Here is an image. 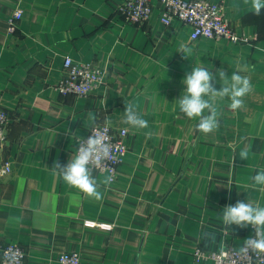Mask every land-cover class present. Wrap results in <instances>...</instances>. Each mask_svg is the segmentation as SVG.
<instances>
[{"label":"crops","instance_id":"0c3cea01","mask_svg":"<svg viewBox=\"0 0 264 264\" xmlns=\"http://www.w3.org/2000/svg\"><path fill=\"white\" fill-rule=\"evenodd\" d=\"M123 1L0 0V104L8 113L0 165H11L0 176V249L19 244L22 264H59L63 251H77L82 264H213L195 260L192 249L240 246L249 232L226 229L223 209L237 201L264 207V186H251L264 169V9L257 16L245 0H211L235 32L251 36L231 43L191 39L177 19L162 24L156 0L145 22L126 21ZM15 8L22 15L8 32ZM185 46L188 59L179 52ZM64 56L104 67L103 80L82 96L57 93ZM198 66L237 72L252 85L241 109L216 99L220 126L207 135L178 109L182 81ZM129 103L148 128L123 123ZM100 124L126 130L127 153L108 185L93 169L103 197L96 200L52 167L75 155L73 134Z\"/></svg>","mask_w":264,"mask_h":264},{"label":"built area","instance_id":"2783aa9c","mask_svg":"<svg viewBox=\"0 0 264 264\" xmlns=\"http://www.w3.org/2000/svg\"><path fill=\"white\" fill-rule=\"evenodd\" d=\"M160 8V21L167 25L173 19L188 24L191 28L190 38H225L231 43L248 42L251 36L245 33H237L229 25L223 14V8L218 1L211 0H156ZM121 12L126 21L132 23H142L149 18L152 9L150 0H124L121 5ZM22 9L15 8L7 19L8 32H12L16 22L21 18ZM62 65L65 76L59 80L55 86L57 93L61 95L74 94L85 95L96 88L103 80L105 69L89 62L77 60L70 56H64ZM8 121V113L0 104V141L5 137V125ZM96 132H103L106 142L110 145V155L107 159L101 160L93 169L111 176L112 181L117 175V167L123 161L127 153L125 142L126 130L120 129L117 134H113L109 126L100 124L93 126L82 138L87 139ZM79 145L76 142L74 154ZM11 170L9 162L0 165V176L8 174ZM87 226H98L109 229L112 224L106 222L85 221ZM249 232L240 246L225 245L219 251H208L200 247L192 249L195 260L209 258L213 264H264V255L257 256L256 253L248 250L241 252L245 240L255 236L251 225ZM24 250L17 243L8 242L0 249V264H22ZM59 264H82L80 254L77 251H63L56 255Z\"/></svg>","mask_w":264,"mask_h":264},{"label":"clouds","instance_id":"9594fccd","mask_svg":"<svg viewBox=\"0 0 264 264\" xmlns=\"http://www.w3.org/2000/svg\"><path fill=\"white\" fill-rule=\"evenodd\" d=\"M250 3L251 11L259 16L264 9V0H245ZM184 54V58H189L192 50L182 47L179 51ZM219 77V81L216 80ZM220 82L222 88L217 90L215 84ZM182 83L186 86L184 94L178 99L179 112L187 118H198L196 130L207 135L220 126L218 119L220 112L215 101L217 98L223 100L228 98V107L232 110L244 107V97L251 91V82L247 76H242L233 72L229 77L223 68L216 69L215 74L206 67H192L187 73ZM207 113V114H206ZM123 123L135 129L148 128V121L137 112L134 103L125 106ZM79 147L75 155L66 163L55 161L52 171L58 173L63 181L87 197L101 200L102 193L99 191L97 179L92 175L93 168L101 160L107 159L110 155V145L106 142L103 132H96L87 139L73 134ZM152 133H146L151 137ZM249 152L242 150L240 158L247 160ZM252 187L264 186V169L257 171L251 178ZM112 177L108 176L103 180L104 185L110 184ZM222 221L226 229L232 225L239 228L252 226L255 236L245 240L241 252L251 250L257 256L264 255V207L254 206L251 203L237 201L234 205H228L223 209Z\"/></svg>","mask_w":264,"mask_h":264}]
</instances>
